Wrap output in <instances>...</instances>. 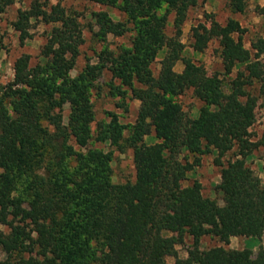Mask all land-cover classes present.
Wrapping results in <instances>:
<instances>
[{"label":"trees","instance_id":"16d2710c","mask_svg":"<svg viewBox=\"0 0 264 264\" xmlns=\"http://www.w3.org/2000/svg\"><path fill=\"white\" fill-rule=\"evenodd\" d=\"M91 1L123 14L113 20L104 10L91 11L92 34L103 42L108 34L129 31L130 44L115 50L103 44L95 61L74 75L83 41L76 15L57 2L33 0L11 22L20 42L31 19L52 27L38 59L31 63L28 54H20L11 79L0 83V226L6 228H0V264H166L167 256L175 264H264L263 247L254 255L247 248L199 247L204 235L227 244L231 236L264 233V182L244 159L260 147L264 160V119L261 135L249 137L259 98L264 110V36L251 39L247 48L235 19L191 26L193 51L220 38L222 70L207 74L176 44L196 0ZM13 2L0 0V14ZM246 2L228 0V7L242 12ZM257 9L264 15V5ZM162 48L153 75L150 65ZM176 61L179 71L173 69ZM244 62L248 67L242 69ZM234 68L225 90L220 74ZM105 70L108 94L118 97V106H124L128 90L135 93L139 103L132 122H120L113 111L95 121L91 94ZM253 83L256 95L247 89ZM185 89L201 101L195 116L177 100ZM151 133L156 141L145 143ZM91 141L119 152L129 147L134 179L112 182L113 149ZM233 147V157L222 163L220 157ZM212 151L220 166L215 184L220 204L202 194L197 179L184 184L187 172ZM185 236L191 240L186 256L177 259L176 245Z\"/></svg>","mask_w":264,"mask_h":264},{"label":"rangeland","instance_id":"374dc122","mask_svg":"<svg viewBox=\"0 0 264 264\" xmlns=\"http://www.w3.org/2000/svg\"><path fill=\"white\" fill-rule=\"evenodd\" d=\"M47 4L59 3L67 12L76 15L80 24L83 41L79 46V53L75 58L73 69L70 75H74L85 62H94L95 53L105 44L109 49H117L120 45H129L131 32H126L120 36H112L108 34L105 41H99L96 36L92 34L95 26L90 18V12L96 10H104L113 20L122 19L121 14L116 8L106 5H101L92 2L91 0H38ZM33 0H14L4 12L0 14V83H4L12 77V63L13 60L22 53L29 55L30 62L33 63L38 59L40 48L45 42L52 24H44L39 20H30V27L27 29L26 37L22 42L18 39V33L12 29L11 22L15 19L18 9L28 8ZM264 5V0H247L245 9L242 12H232L228 7V0H196L191 3L186 11L185 19L181 25V33L177 37V47L180 49L182 55L192 57L197 63L203 66L207 74H215L221 72L220 55H219V40L218 36H213L207 43V46L200 52L193 51L190 47V27L200 22L209 27L213 22L223 24L227 19L232 18L239 22L244 29L241 36L243 45L249 47V42L256 36H264V15L258 13V7ZM173 12L169 14L168 23L165 26V34L171 35L173 27L171 20ZM164 49L162 48L155 59L152 61L150 67L153 75H156L159 68V60L162 57ZM264 64V59H261ZM237 67V66H236ZM235 67V68H236ZM248 63L240 64V68H247ZM182 68L180 61H176L173 69L179 71ZM235 68L227 75L223 76L224 89H227V81L234 76ZM109 72L103 71L101 76L97 79L98 87L94 88L91 94L92 108L94 111L95 121L107 119V112L113 111L118 114V119L122 123L132 122L135 118L136 109L138 106V99L135 93L128 90L123 100L124 106H118L119 99L117 96L108 94ZM248 91L256 95L257 84L253 83L247 86ZM182 109L189 116H195L201 101L193 94L191 89H185L177 96ZM260 98L257 100V105L254 109V121L249 127V137L251 140H256L263 130L264 110L259 105ZM67 106L62 108L63 122L66 120ZM94 128V122L91 124ZM126 134V131H124ZM145 143H152L156 141L153 133L144 137ZM92 146L100 147L103 150L112 148L106 142L91 141ZM235 153L234 147L227 151L220 157V161L225 163L227 159L233 157ZM215 152L206 153L201 156L199 165L194 166L186 174L184 184L189 183L193 179H197L201 183V191L204 196L213 198L218 204L222 203L220 192L215 188V184L219 181L220 166L215 163ZM262 149L260 147L252 149L249 154L245 156V163L252 169L259 179L264 182V160L261 159ZM189 160L190 156L187 157ZM134 179V169L132 164L131 149L126 147L122 152L113 149V158L111 161V180L112 182H124L126 180L132 181ZM3 230L6 228L0 226ZM167 233V232H164ZM190 237L185 236L183 241L176 245V257L182 259L186 256V249L190 243ZM221 245L225 248L242 249L247 248L254 255L258 248H264V233L260 237L256 236H231L227 244H223L215 237L208 235L201 236L199 239V247L205 249L211 246ZM3 254L0 251V262L3 260ZM166 264H175L172 256L165 258Z\"/></svg>","mask_w":264,"mask_h":264}]
</instances>
